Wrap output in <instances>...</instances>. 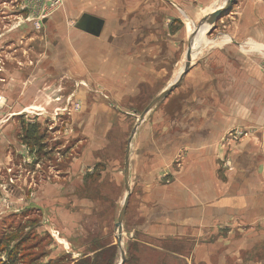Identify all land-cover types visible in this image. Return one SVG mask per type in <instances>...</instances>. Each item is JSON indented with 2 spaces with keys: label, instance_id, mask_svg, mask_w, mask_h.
<instances>
[{
  "label": "crops",
  "instance_id": "1",
  "mask_svg": "<svg viewBox=\"0 0 264 264\" xmlns=\"http://www.w3.org/2000/svg\"><path fill=\"white\" fill-rule=\"evenodd\" d=\"M194 3L203 7L205 0ZM48 5L0 0V112L11 114L0 122L19 114L29 123L33 117L80 128L91 144L81 159L93 160L109 148L113 129H128L136 118L112 106L139 96L156 77L154 40L138 43L139 31L154 29L156 0H64L46 12L42 32L36 31L34 21ZM173 5L179 7L169 4L170 10ZM234 6L229 39L219 33L217 55L207 58L213 72L195 66L186 75L192 84L200 76L204 82L202 89L191 87L196 98L185 104L191 114L183 133L163 132L168 139L162 144L145 129L134 137L159 144L147 149L151 166L140 180L146 185L143 229L152 238L187 245L185 264H259L253 258L264 250V0H237ZM84 14L105 21L99 37L75 28ZM242 42L247 58L237 47ZM236 132L239 140L228 137Z\"/></svg>",
  "mask_w": 264,
  "mask_h": 264
},
{
  "label": "rangeland",
  "instance_id": "2",
  "mask_svg": "<svg viewBox=\"0 0 264 264\" xmlns=\"http://www.w3.org/2000/svg\"><path fill=\"white\" fill-rule=\"evenodd\" d=\"M194 1L156 0L155 24H151L154 29L139 31L138 36L139 44L154 40L155 48L150 47V50L154 51L159 61L156 68H153L156 77L142 85L139 96L125 97L124 102L112 106L117 112L134 115L136 118L132 119L134 122L128 129H113L109 136V148L94 153L93 160L81 159L84 152L88 153L91 144H88L90 140L84 138L80 128H70L62 122L40 123L41 132L45 134V150L38 153L37 149L25 145L20 138L23 126L38 123L35 118L32 117L34 122L29 123L25 117L12 114L8 120L12 122V128H7L9 123L4 120L0 122V239L8 235L12 227L17 230L20 225L24 226L23 234L14 235V241L4 248L0 261H7L18 239L28 235L32 244L41 245L39 251L45 254L41 264H76L83 259L94 261L97 255L105 264H120L122 253L125 254L126 264H185L189 252L187 245L152 238L143 229L144 219L140 211L146 185L140 180L147 175L145 170L149 164L151 166V160L148 161L146 155L147 149L159 147L157 143H148V139L143 143L138 138L131 142V199L123 221L121 239L116 225L128 195L124 166L134 129L139 125L140 130L136 135L145 129V133L149 131L155 135L160 144L168 139L166 136L163 138L162 133L165 131L168 137H179L186 129L185 120L191 114L184 110L185 104H194L196 98L191 87L202 89L200 85L204 82L201 76L197 77V80L192 81L200 86L196 88L187 80V76L195 66L212 73L207 58L217 55L219 33L224 35L223 40L229 39L225 31L233 21L229 16L235 6L230 15H223L215 24L216 30L208 35L212 26L204 23V20L217 7L226 6L228 0H205L203 7H196ZM169 4H179V7L173 5L170 10ZM128 25L132 29V17ZM198 26L204 27L193 45L189 73L176 90L154 107L140 123L151 102L183 73L190 38ZM42 29L35 30L42 32ZM151 34L154 36L151 37ZM128 40L131 41V37ZM237 47L240 55L247 58V45L242 42L237 43ZM261 57L264 58V55ZM158 73H165V78L170 80L160 77ZM8 113L0 112V120L2 116L8 118L11 115ZM164 119L169 128L163 126ZM155 122L157 124L153 126ZM147 125H150L149 129ZM71 135L76 138H71ZM230 136L237 140L240 137L239 132ZM92 139L93 142L99 141V138ZM8 140L14 145L8 146ZM245 258L239 260L245 261ZM61 259H64L63 263ZM253 260L259 264L263 262L264 250Z\"/></svg>",
  "mask_w": 264,
  "mask_h": 264
},
{
  "label": "water",
  "instance_id": "3",
  "mask_svg": "<svg viewBox=\"0 0 264 264\" xmlns=\"http://www.w3.org/2000/svg\"><path fill=\"white\" fill-rule=\"evenodd\" d=\"M236 2H237V0H228L226 6L219 8V9H216L204 20V23L212 26L208 31V35H210L212 32H214V25L221 20L223 15H228L231 12V10H232L233 6L236 4ZM104 26H105L104 20L96 18V17L91 16L89 14H84L79 19V21L76 23L75 28L82 31V32L90 34L92 36L99 37L101 35L103 29H104ZM203 27L204 26L196 27L194 33L192 34V36L190 38V42H189V46H188V52H187V63H186V66H185L183 73L180 75L179 79L174 84H172L167 90H165L163 93H161L157 98H155L151 102V104L148 106V108L146 109V111L142 115V117L140 119V123L144 120L146 115L150 111L153 110L154 107H156L159 103L164 101L167 97H169L176 90L178 84L180 82H182V80L185 78V76L189 73V70H190L189 67H190L191 59H192L193 45H194L195 39L197 38V36L199 35V33ZM138 127H139V125L134 129V131L130 137L129 144H128L127 151H126V157H125L124 176H125V188H126V191L128 192V195L125 199V203L123 205L122 211H121L119 219H118V223L116 225L120 239L123 237V221H124V218L126 216V213H127L128 207H129V203H130V199H131V184H130V177H129L131 142L133 141V139L136 135V131H137ZM125 261H126L125 254L122 253V262L120 264H125Z\"/></svg>",
  "mask_w": 264,
  "mask_h": 264
},
{
  "label": "trees",
  "instance_id": "4",
  "mask_svg": "<svg viewBox=\"0 0 264 264\" xmlns=\"http://www.w3.org/2000/svg\"><path fill=\"white\" fill-rule=\"evenodd\" d=\"M42 131L40 123L28 124L26 127H22L20 138L25 145H32L37 149L38 153L45 150V134ZM24 232V226L20 225L17 230H13L0 239V256L3 254V250L6 246H9L14 240L12 237L14 235H21ZM31 237L28 235L21 236L17 243L10 250L7 261H0V264H41L45 254L40 253L39 244H32L30 242ZM32 241V240H31ZM62 263L64 259H61ZM127 261H125L126 264ZM76 264H105L104 261L100 259V256H96L95 260L83 259ZM107 264V263H106Z\"/></svg>",
  "mask_w": 264,
  "mask_h": 264
},
{
  "label": "built area",
  "instance_id": "5",
  "mask_svg": "<svg viewBox=\"0 0 264 264\" xmlns=\"http://www.w3.org/2000/svg\"><path fill=\"white\" fill-rule=\"evenodd\" d=\"M64 0H49V5L47 10L45 11V13L42 15L41 14V10L39 11V15L37 17V19L34 21V26L36 30H41L42 26H43V19L45 18V16L47 15L46 12L48 11H54L55 9H57L58 7H60L62 5ZM81 107L79 104H77L75 106V110H80Z\"/></svg>",
  "mask_w": 264,
  "mask_h": 264
}]
</instances>
